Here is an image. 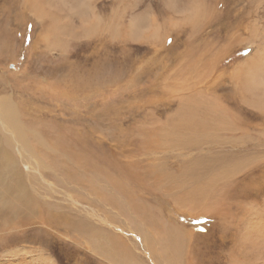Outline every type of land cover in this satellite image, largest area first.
Listing matches in <instances>:
<instances>
[{
	"label": "rangeland",
	"instance_id": "rangeland-1",
	"mask_svg": "<svg viewBox=\"0 0 264 264\" xmlns=\"http://www.w3.org/2000/svg\"><path fill=\"white\" fill-rule=\"evenodd\" d=\"M156 2L155 0H61L60 2L53 0L49 2L52 6L50 7L52 16L43 22L44 28H49L52 24L50 22H53L52 19L58 21L55 22V30L52 32L54 34L50 36V44H53V41L56 42L53 44L52 51H49L40 43L36 44L43 32L42 24L34 19L30 12L24 11V3L0 0V96L12 95L20 106L25 124L27 122V126L42 132V136L43 134L46 136L45 129L48 131L49 128L53 131L55 128L62 133L61 127L72 125L85 131L101 130L103 139L106 141L113 136L115 139L121 137L116 134L123 137L133 126L143 129V126L148 123V117H151V122H156L155 125L149 123L148 131L156 133L157 136L163 135L164 122L180 107L179 96L193 97L194 93L201 92L202 96L208 99L207 102L217 99L221 105L209 103V106L205 107L202 106L205 102L195 101L194 104L184 103L183 106L193 109L203 108L198 109V112L202 113L213 108L223 109L227 115L225 120L230 123L231 117L235 120L236 126L241 129L232 132L233 134H230L229 130L230 136L227 132H223L224 134L217 132L221 137L230 139L225 146L212 145L213 148L207 150L206 146H203L199 150L198 148L192 150L191 154L178 158L173 155L174 153L166 154V157L165 154H161L162 160L164 158L165 160L159 165L161 167L163 165L171 173L175 172L174 175L179 176V169L185 165L184 163L191 161L190 156L200 158L209 154L215 156L221 154V157L224 156L226 162L232 167L230 169L234 166L242 169V173L236 174L231 179L232 184L225 196L228 201L231 198V201L224 206L225 209L217 207L216 215L213 216H208L209 214L199 216L181 211L176 201L168 196L169 194L166 195V190L157 186L158 183L152 174L155 168L154 162L157 164V161H153V164H149V161L154 158V155L156 158L160 154L139 152L140 143H142L139 132L133 134L128 132L125 135L131 136L133 141L130 142V146L124 139L127 136H124L120 143L110 140L109 144H106L105 148H114L112 150L115 154L108 150L109 156L102 155L98 148L79 154L81 158L89 157L90 167L84 177L88 183L86 187L78 188L73 185L71 190L70 185L66 188L62 180L59 181L55 175L47 173V178L57 187V193L46 189L40 192L41 197L49 196L52 199L50 202L53 204L42 207L45 212L67 214L61 215V218L58 216L60 220H65L66 216L73 218L75 215H81L79 220L87 221L105 236L94 238L91 235L90 239L79 244L74 241L75 237L70 231L69 234L62 232L63 235H57L51 231L52 227L49 229L40 224L30 225L25 228V242L17 244L6 241L3 245L1 244L0 264H26V261L29 264H186L184 262L186 260L193 264H231L230 259L235 255H238L236 257L239 259L244 257L243 264H264V235L253 232L255 227L264 226V120L260 115L254 114L258 110L249 107L247 103L239 105V94L229 78L230 75L220 79L218 82L220 84L215 86L210 85L211 80L208 83L196 85L197 87L193 86L196 91L193 87L192 90L187 88L189 91L185 89L188 92L177 89L171 102H168L166 98L163 100V95L167 97L168 94L161 91L170 86L167 83L171 84L172 81L174 83L173 79L178 78L173 73L185 70L182 69V71L180 65H186L185 63L189 62L185 60V52L194 47L199 50L202 42L208 44L214 41L211 44H216L213 51L208 53L209 57L214 55L212 62L217 61L214 75L230 73L236 65L245 60L251 48H248L247 44L233 43L231 45L230 26L233 19L229 14L220 19L210 20L211 26H207L205 30L192 31L188 24H185L187 26H181L182 28L175 31V34L165 36L168 33L166 26L170 23L169 18L173 15L163 3ZM53 15L56 17L53 18ZM175 17L182 18L183 22H198L188 16L176 15ZM206 20H201V25ZM243 37L248 35L244 34ZM259 45L262 46L260 42L257 47ZM195 73L194 70L189 71L190 75L184 74L180 82L187 83L185 78L194 81L197 77ZM173 85L171 88L175 85L181 86L178 83ZM250 95V101L254 105L255 103L264 104L263 84L259 88L255 87ZM186 99L190 103L194 101ZM33 104L37 105L41 111L32 113L28 107L30 108ZM31 108L34 109V107ZM28 116L36 119L37 124L31 125ZM38 120H41L44 125L42 123L39 125ZM119 128L122 130L120 131ZM93 134L98 136V132L94 131ZM162 135L159 137L163 139ZM181 135L185 136L184 132H181ZM187 135L191 136L190 132L185 137ZM39 137L40 135L35 138L34 147L43 150L38 146ZM162 139L160 141L158 139V142L163 143ZM57 141L52 142V145L59 150L58 154H55L57 157L53 155L50 156L52 158L49 156L45 158L46 162L50 159L53 163V169L56 168L54 163L56 161L65 159L71 162L73 158H77L75 155L72 157L71 153L63 149L62 143ZM63 144L66 146L65 143ZM125 148L127 149L124 151ZM60 152L63 154L60 155ZM137 153L142 154L134 157ZM113 156H116V161L121 163L126 159L139 161L135 163H141L139 168L141 167L147 173L144 182L150 186L148 188H154L157 192L147 190L142 183L137 184L128 177H124L111 161L110 158L113 159ZM59 172L56 171L57 175L62 177L63 175ZM98 172L105 179L96 180L95 176ZM67 181L70 179L64 180L66 183ZM112 182H117L125 190L128 189L127 192L130 193L133 201L147 210L150 209L149 211L155 214L159 223H161L159 220L177 223L186 232H192L189 238L187 236L181 238L180 243L188 242L184 244L187 249L184 247L182 254L174 255L173 262L166 256L169 252H164L162 248V237H158L146 221L134 215L137 209L129 206L126 199L129 195H124L122 189H114ZM35 186L38 185L35 184ZM66 190L72 192V196L70 195L72 198L73 195L84 198L83 202L81 200L83 205L75 204L71 207ZM100 197L103 198L102 201ZM71 205L73 206L72 203ZM240 208H243L241 209L243 212L238 210ZM133 210L135 211L132 213ZM229 214H231L230 218ZM229 222L230 227L226 230L220 226L221 223ZM233 226L240 228L239 231H236ZM109 237L125 240V246L129 250L128 255L117 253V250L108 244ZM12 245L16 246L11 247ZM253 250L254 252H251ZM251 253L254 254L251 255Z\"/></svg>",
	"mask_w": 264,
	"mask_h": 264
},
{
	"label": "bare ground",
	"instance_id": "bare-ground-1",
	"mask_svg": "<svg viewBox=\"0 0 264 264\" xmlns=\"http://www.w3.org/2000/svg\"><path fill=\"white\" fill-rule=\"evenodd\" d=\"M15 1L23 2L24 7L23 6L22 7L24 11H27V13L30 12L33 15V18L38 20L39 23L42 24L43 32L38 38V42L36 44L40 43L41 45H43L44 48H47L49 51H52L54 47L53 44L56 41H53V44H50V41H51L50 36L54 34L52 32L55 30L54 29L55 24H56L55 22H58V21L52 19L53 22H50L52 24H50L49 28H46V27L44 28L43 22L44 20H46V18H50L49 16H52L50 14L51 13L50 7L52 6L49 2L51 1L53 2V0H15ZM58 1L60 2L61 0H58ZM65 1H68V0H65ZM155 1H157L156 3L158 2L163 3L167 7V9L170 11L169 13L173 15V16H170L169 18L170 23L167 26L165 25L166 30L168 32L166 33L165 36H168L171 33L175 34V31H178L180 30V28H182L181 26H187L185 24H188V26L190 27V30L192 31L205 30L207 26L209 25L211 26L210 20L213 21L214 19H220L222 16L225 17V16H228L229 14L233 19V23H231V26H230V33L232 35L231 40H230L232 41L231 45L233 43L235 44L237 43L241 45L247 44L248 48H251V52L249 51L250 54L248 53L249 55L245 58V60L243 62H240L238 65H236V67L233 68V70L230 73L226 74L225 72H223L218 75H214V72H213L214 70H216L215 66H216L217 61L212 62L214 61L212 60L213 56L208 57V54H207L210 52L208 51L210 47L204 50V48L202 47V44H203L202 42L199 45L200 47L199 50L195 49L193 50V52L191 51V49L187 50L185 52V60H189V62L187 61L185 63L186 65L180 64L182 66L181 70L185 69L184 70L185 72L182 70L183 72L173 73L174 75L176 74L178 78L180 77L179 80L178 78L173 79L175 81L174 83L175 84L178 83L181 86L176 87L175 85L176 88L175 87L171 88V86L172 87L174 86L173 81L171 83L172 85L167 83V85H170L166 89L167 92L166 90H164V88L161 89L163 93L168 94L167 97L163 95V100L167 99L168 102H171L174 98L173 94L177 89H179V91L185 92L186 91L185 89L187 88L191 89L193 86L197 87L205 82L208 83L211 80L212 82H210L211 83L210 85L215 86L216 84H220L218 83L220 79H222L223 77L226 78L227 76L230 75L229 78L232 80L233 85L235 86V90L239 94V100H240L238 101L240 102L239 105H241V103H245V104L247 103L249 107L258 110L254 114L258 116L260 115L261 119L264 120V106H263L264 104L255 103L254 105L253 102H251L249 98V95L255 90V87L259 88L261 84H263L264 86V79H263L264 78V0H155ZM227 6L229 10L228 9L226 10ZM52 11L54 12V10ZM175 14L177 16L178 15L186 16V17L188 16L191 19H196V21L198 22L197 23H194V22L188 23V21L183 22L181 21L182 18L181 19L179 18L180 19L179 21V19L175 17L176 16ZM56 15L55 16L53 15V18L56 17ZM204 19L205 20L207 19V20L204 24L201 25V20H204ZM241 19H243L242 22H241ZM159 26L160 25H158V27ZM244 34L248 35V37H243ZM258 42H260L262 46L259 45L257 47ZM256 47H257V50H256ZM216 57H219V56H216ZM191 70H194L196 72L195 73V75H197L196 79L194 78L195 79L194 81H190L185 78L187 83L185 81L183 83L180 82L182 76L184 74L188 75L189 71ZM206 73L209 76H207ZM85 86L88 87L87 85ZM195 87H193L194 91H196ZM170 88L173 89V91H171ZM194 94L195 95L193 97H186V96L180 97L179 96V99H178V101H180L179 109L177 110L176 113H173L172 116L168 115L169 117L167 116L168 118L164 122L165 125H163V127L165 128L164 129L165 132L162 131L163 135L160 134L162 135L163 139L159 137L160 135L157 136L155 135L156 133L148 131V129H150L148 128V125L151 122L150 120L151 117L147 118L148 123L143 126V129H140L138 126H133L130 128V131H127L126 133L129 132L133 134L135 132H139V135L142 140L141 141L142 143H140L141 148L139 149V152L140 151L141 152H145V151L152 152L151 155L153 153L157 155L160 154V156L156 158L154 155V158H151V161H149V164L150 163L153 164V161H157V164L154 162L155 168H153V173H152L158 184L156 182L155 183L157 184V186L160 187V189L162 188L163 190L164 189L166 190V193H167L166 195L169 194L168 196L172 197L174 201H176V203L178 204L177 207L179 206L181 211L189 212V213L191 212L194 214H198L199 216L208 215V214H209L208 216H213V215H216L215 213L217 211V207H222L223 209H225L224 206H227L229 202L231 201V198H229V201H228L225 196L227 195L228 188L232 184L231 179H233V177L236 176V174H239L241 172L242 170L241 167L238 168L234 166L233 169H230L231 166H229V163L226 162V160L224 159V156L221 157L222 156L221 154L216 155V156L209 154L208 156H204V157L201 156L200 158L197 156H195L194 158L190 156L191 161L189 163L187 164L184 163L185 165L181 164L183 166L178 171L180 172L179 176L174 175L175 172L174 174L171 173L163 165L162 167L159 165V164H163L162 161L165 160V158L162 160L163 157H161V154L163 155L165 154L164 156L166 157V154L168 155L170 153L172 154L174 153L173 155H176V157L178 158V157L185 156L188 153L191 154L192 150L197 149V148L199 150V148L203 146H206V150L208 148L209 149L213 148L212 145L214 147L225 146L226 142L229 141L230 139L227 140L228 138L226 139L223 136L225 138L224 139L223 137H221L220 136L221 132L222 133L227 132L228 136H230V134H233L232 132H235L238 129H241L236 126L235 120L231 119L230 116H228L230 117L229 118L231 121L230 123H228L229 121L225 120L227 118V115L225 112H223V109L220 110L217 108H213L212 110L211 109L205 110V112L203 113L200 111L201 112L200 114V112H198V109L201 110L203 108L197 107L193 109L192 107L187 108V106L186 107L183 106L184 103L194 104L195 101L205 102V104L202 105L205 107L209 106V103L210 104L212 103L213 105H217V104L221 105L219 100H217L214 96L213 98H215L216 100L211 99L210 101L207 102L208 99L203 97L202 96L203 94L201 92L200 94L198 93H194ZM186 98H188L189 100L193 99L194 101H192L191 103L187 102L188 100ZM29 105H27V107ZM31 107H34V109H32ZM38 108L39 107L35 104H33V106L31 105L30 108L28 107V109H30V111H32V113L34 114L41 111L39 110L40 108L39 109ZM24 120L25 119L20 110V106L15 101L13 96L12 95L0 96V241H1L0 246L1 244L3 245V243L6 241L17 243V244L25 242L26 240L24 239L25 237L24 232L26 231L25 228L27 226L36 225V224L43 225L47 228L49 227H52V229L54 228V230L51 229V231L53 233H56L57 235H63L62 232H66L69 234V231H70L71 234L75 237L74 241L79 244L80 243L83 244L86 240L90 239L91 235H93L94 238H96V236H105L102 234L103 232L101 233L99 229L94 228L93 226L89 225L87 221L79 220L80 219L79 216L81 215L73 214L75 215L73 218L70 215L71 217L66 216L65 220H60L58 216H60L61 218V215H67V214H64V213L53 214L51 212H45V210L42 209V207H47V206L49 207L53 203L50 202L52 199L49 196L44 197L42 195L43 197H41L42 193L40 192L45 191L46 189L47 191H52V193L53 192L57 193L56 190L58 189H56L57 187L55 186V184L50 182V179L47 178V175H46L47 173L55 175L59 181L62 180L66 188H68L67 186L70 185L71 190L73 189V185H75L78 188H81V187L83 188V186L86 187V184L88 183L84 180V177H86L85 173L87 169L90 167L89 160H88L89 157L81 158L82 156L79 157V154L82 152H87L88 150L89 151L94 150V148H98V151L101 152L102 155L109 156L107 153L108 150L112 151V153L115 154V152H113L112 150L114 148H109V147L105 148L106 144H109L108 142L110 140L116 143H120V141L122 142L123 137L127 136L125 135L126 133L123 135V137L120 134H116L118 137L121 136L119 137L120 139L119 138L115 139L114 136L112 135L113 137H110V140L108 139V141H106V139H103L104 135L101 134L100 129H99L100 131H98V129L85 131V130H82L81 128H76L72 125H69V126L61 127L62 133L55 128L53 131H51V129H49L48 126H45L48 128V131L47 129H45V131L47 132L45 133L46 136L44 134L42 136L41 134L42 132L35 130L33 127L31 128L27 126L26 125L27 122L25 124ZM28 120H30L29 123L33 126L37 124L36 122L37 120L33 119V117L31 116H28ZM38 121L40 125L42 122L41 120H38ZM151 123H154V122H151ZM244 124L247 125V122L244 121ZM42 125H44V123H42ZM240 126L243 127V125H240ZM160 128H161V125H160ZM121 130L122 129H120V131ZM210 130L213 131V133H211ZM229 130L231 132L230 134H229ZM94 131L98 132L97 137L96 135L93 134ZM181 132L182 133L184 132L185 136L186 134L190 132L191 136L187 135V137L185 136L182 137ZM217 132H220V134ZM38 135H40V137L38 138V146H40L43 150H40V149L38 150L36 147H34L35 138H37ZM124 139H126V142L129 143L128 146L131 145L130 142H133L131 139V136L130 137L127 136V138H124ZM158 139L159 141L160 139L164 140L163 143L162 141L161 143L158 142ZM54 140L56 141L59 140L60 143H62V146L64 147L63 149H66L69 153H71L72 157L73 155H75L77 156V158H73V159L71 158L72 159L71 162H67V160L65 159L64 161H60V162L56 161L54 162L56 163V168L53 169L54 167L53 163L50 162V159L48 160L49 162H46L45 158L48 156L50 157L55 154H58L59 150L55 146L52 145V142ZM63 143H65L66 146H64ZM124 146L126 145L124 144ZM126 149L127 148H125L124 151ZM59 154L61 155L63 154V152H60ZM138 154L139 153L134 155V157H137ZM116 156H113V159L110 157L109 158L111 159V161H113L116 167L122 172L124 177H128L130 180L135 181V183L137 184L142 183L143 186L147 190H153L157 192V190L154 188H148L150 186L144 182V178L146 177L147 173L141 167L139 168V165L141 163L140 164L135 163L139 161H136V160L129 161L128 159H126V161H123L121 163V162L116 161L115 159ZM66 157L68 158V156ZM48 163H50V165ZM70 164H74V165H70ZM71 167H74V168H71ZM56 171L58 172L60 171L59 172L60 175H63V176L59 177L58 176L59 174L57 175ZM151 175H147V176H151ZM95 177H96V180H99V178L105 179L103 175L99 172L96 174ZM66 179H70V181H67V183L64 182V180ZM79 181H81V183H79ZM35 184L38 185L37 186L38 188L35 186ZM112 184H113L114 189H118V190L122 189V192L124 193V195L127 196L130 194L127 192L128 189L126 190L123 189L117 182H112ZM124 185H126V183ZM143 186L142 188L144 189ZM63 190L65 191V189ZM30 192L36 195H32ZM65 193L67 194V197H68L67 199L70 200L69 205L71 207H74L75 204L83 205L82 202L85 200L84 198H81L75 195H73V198L70 197V195L72 196V192L70 190L69 191L66 190ZM96 197L99 199L98 195ZM101 197L100 199L102 201L103 198ZM40 199H42V201ZM126 199L128 200L127 202L130 207H135V209H137L136 211L133 210L132 213L135 211L134 215H136V217L146 221V224H149V226L153 229V232L158 234V237L159 236L162 237V240H163L162 248L164 252H169V254L166 256L169 257L168 259L169 261L173 262V256L176 254H182L184 252V247H186L184 246V244L188 243V242L180 243L181 238L185 236L189 238L192 232L191 233L186 232L177 223H170L169 221L162 222L161 220H159L161 222L159 223L157 218L155 217V214H152L149 211L150 209L147 210V208H143L139 204L135 203L133 199L130 197V195L127 196ZM38 201L42 205L38 203ZM71 203L73 204V206L71 205ZM96 207H98V205ZM241 209L243 210V208H240L238 210L242 211ZM230 217H231V214H229V218ZM230 224H231L230 222L228 224L221 223L220 226L226 230L227 227L228 228L230 227ZM233 227H235L236 231H239L240 229L236 226H233ZM253 232L255 234L264 235V226L255 227L253 229ZM109 238H110V241L108 242V244H111L117 250V253L128 255L127 253L129 250L125 246V242H126L125 240L124 242L123 240L118 239V238L116 239L115 237H109ZM13 246H16V245H12L11 247ZM143 246L145 247L146 245H143ZM251 252H254V250ZM257 252L260 253V251H257ZM252 254L254 253H251V255ZM236 256L238 255L232 256V258L230 259L231 264L245 263V260L243 259L244 257H240L239 259ZM186 261H184L186 264H193V262H190V261L186 262ZM11 264H14V263H11ZM26 264H29V263L26 261Z\"/></svg>",
	"mask_w": 264,
	"mask_h": 264
},
{
	"label": "crops",
	"instance_id": "crops-1",
	"mask_svg": "<svg viewBox=\"0 0 264 264\" xmlns=\"http://www.w3.org/2000/svg\"><path fill=\"white\" fill-rule=\"evenodd\" d=\"M199 32V31H198ZM211 43H214V41H211L210 43L208 42V44L206 43H203L202 44V47L204 48V50L208 49V51H213V48L215 47L216 44H211ZM207 47V48H206ZM196 48L194 47V49H192L191 51L193 52V50H195ZM211 49V50H210ZM203 50V49H202ZM208 54V53H207ZM216 56V55H215ZM208 57H209V54H208ZM214 57V55H213ZM203 74V73H202Z\"/></svg>",
	"mask_w": 264,
	"mask_h": 264
}]
</instances>
